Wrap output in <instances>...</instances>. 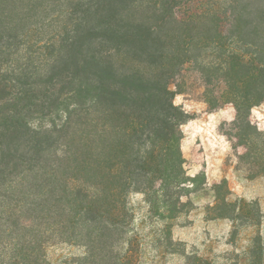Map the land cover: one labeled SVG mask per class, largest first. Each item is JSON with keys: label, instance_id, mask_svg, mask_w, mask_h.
Wrapping results in <instances>:
<instances>
[{"label": "trees", "instance_id": "16d2710c", "mask_svg": "<svg viewBox=\"0 0 264 264\" xmlns=\"http://www.w3.org/2000/svg\"><path fill=\"white\" fill-rule=\"evenodd\" d=\"M189 71L210 111L234 106L240 158L264 175L250 119L264 103V0H0V264H144L132 194L155 249L211 264L172 232L202 178L187 172L190 116L175 104ZM213 191L212 219L259 225L226 181ZM60 245L83 253L54 261ZM263 248L259 234L231 264H263Z\"/></svg>", "mask_w": 264, "mask_h": 264}, {"label": "rangeland", "instance_id": "374dc122", "mask_svg": "<svg viewBox=\"0 0 264 264\" xmlns=\"http://www.w3.org/2000/svg\"><path fill=\"white\" fill-rule=\"evenodd\" d=\"M186 75L188 85L175 97V104L182 106L190 116L182 127L181 147L188 174L202 175V178L199 191L190 195L191 210L174 222L173 237L185 245L188 253L197 252L211 264H231L246 256L257 235H261L264 246V175H257L258 167L252 160L240 158L246 149L232 137L234 106L226 104L210 111L201 81L192 71ZM250 119L264 133V103L252 110ZM222 181L227 182L231 193L229 201L238 206L246 204L245 212H261L259 225L248 223L246 219L235 222L227 218L212 219L207 208L215 200L214 186ZM130 203L136 213L135 225L148 237L144 264H183L178 255L163 254L153 246L151 230L156 224L148 220L144 195L132 194ZM235 227L237 235L233 238ZM82 253L81 248L60 245L49 250V258L55 261ZM262 258L264 264V248Z\"/></svg>", "mask_w": 264, "mask_h": 264}]
</instances>
